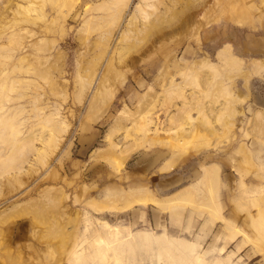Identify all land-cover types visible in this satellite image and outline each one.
Instances as JSON below:
<instances>
[{"label": "rangeland", "instance_id": "rangeland-1", "mask_svg": "<svg viewBox=\"0 0 264 264\" xmlns=\"http://www.w3.org/2000/svg\"><path fill=\"white\" fill-rule=\"evenodd\" d=\"M261 199L264 0H0V264H264Z\"/></svg>", "mask_w": 264, "mask_h": 264}, {"label": "bare ground", "instance_id": "bare-ground-1", "mask_svg": "<svg viewBox=\"0 0 264 264\" xmlns=\"http://www.w3.org/2000/svg\"><path fill=\"white\" fill-rule=\"evenodd\" d=\"M192 23H193V22H192ZM146 26H147V25H146ZM225 47H227V46H225ZM227 50H229V49L227 48ZM219 52H221V51H219ZM217 54H219V53H217ZM218 58H219V57H218ZM233 59H234V58H233ZM223 60H224V59H223ZM230 60H231V59H230ZM203 61H204V63H205V60H203ZM226 62H227V59H226ZM230 62H231V61H230ZM232 62H233V60H232ZM232 62H231V63H232ZM200 63H201V62H200ZM226 64H227V63H226ZM202 65H203V64H202ZM234 65H235V64H234ZM236 67H237V66H236ZM257 70H258V69H257ZM257 70H256V71H257ZM253 72H254V71H253ZM97 84H98V83H97ZM95 89L98 90V85L96 86ZM96 90H95V91H96ZM14 131H15V130H14ZM15 133H16V132H14V134H15ZM14 134H12L13 137L16 136V135H14ZM32 137H33V136H32ZM32 137L30 136V137H28V138H32ZM107 137H108V136H107ZM14 138H15V137H14ZM24 140H26V139H24ZM13 141H15V140H13ZM185 149H186V148H185ZM185 149H184V150H185ZM182 154H185V153H182ZM177 156H178V155H177ZM179 156H181V153H180ZM179 158H180V157H179ZM122 159H123V158H122ZM173 160H174V159H173ZM174 161H175V160H174ZM171 162H172V161H171ZM171 162H170V163H171ZM170 163H169V166L171 165ZM167 165H168V164H167ZM167 165H166V166H167ZM172 165H173V164H172ZM163 168L165 169V167H163ZM163 168H162V169H163ZM166 168H167V167H166ZM169 169H170V168H169ZM210 169H211V168H210ZM210 169H209V170H208V169L205 170L206 172L204 171L206 175L208 174V183H209L210 186L212 187V188H209L210 186L207 184V185L209 186V187H208V191H206V192H207V200L209 199V197H208V195H209V193H210L209 191H210L211 189H213V186L215 187V184L217 185V183H215L214 185H213V183H211L212 180H213V176H214V175H213V173H211L212 170H210ZM159 171H160V170H159ZM165 171L167 172V170H165ZM215 171H216V170H215ZM217 171H218V169H217ZM215 175H216V174H215ZM214 179H215V181L213 180V182H217V181H216L217 178H216L215 176H214ZM210 181H211V182H210ZM211 184H212L213 186H212ZM128 189L131 191V193L128 194V195L126 196V199H125V197H124V203H122L124 207L122 206L123 208H122V209L120 208L121 210H124V208H126V209H127V208H130V206H132L133 204L135 205V203H137V204H145V203L147 202V203H149V204H153V203H154V205L156 204V206H157V204H160V207H161V205H162L163 208H170L171 211H173L175 208H178L177 205L180 204L179 202H180L181 199L184 198L185 200H187V198H190V197H187V198H186V196H187L186 192H187V191H185V189H183V190L179 191L178 193H176L175 195H173L172 197L165 198V200H164L163 202H162V201L159 202L158 200L154 199L153 195L150 194V191H151L150 189H149L150 191L147 190V189H139V190H138V188L136 189V188H134V187H129ZM209 189H210V190H209ZM189 190H191V189H189ZM140 191H143V194L145 193L146 195H145V194H144V195H143V194H140V195H138V196L132 198V196L136 195L135 193L140 192ZM212 191H213V190H212ZM151 192H152V191H151ZM208 192H209V193H208ZM188 193H189V191H188ZM212 193H213V192H212ZM212 193H210V194H212ZM184 195H185V196H184ZM188 196H190V195L188 194ZM209 196L212 197V195H209ZM211 197H210V198H211ZM127 198H132V199H131L132 201L130 200V201H127V202H126L125 200H128ZM191 198H192V197H191ZM184 199H183L184 204H183L182 201H181V203H182L183 205H185V203H187V201H185ZM191 200H192V199H191ZM261 200H262V199H261ZM188 201L190 202V199H189ZM262 201H264V200H262ZM125 203H126V206H125ZM190 203H191V202H190ZM192 203H193V202H192ZM94 204H95V203H94ZM103 204H105V203H103ZM103 204H101L100 206H102ZM122 204H121V205H122ZM211 204H214V203H211ZM90 205H93V202H91ZM114 205H115V204H114ZM114 205L112 204L111 207H113ZM189 205H190V204H189ZM207 205H208V204H205L206 207H207ZM96 206H98V204H96ZM100 206H99V207H100ZM104 206H105V205L102 206V209H103V208L106 209V208H107L106 206H108V205L106 204V206H105V207H104ZM187 206H188V203H187ZM196 206H197V205H196ZM201 206H202V207H200L201 210L204 209L203 207H205V206H204V205H201ZM210 206H211V205L209 204L208 207H210ZM214 206L216 207V205H212L213 208H214ZM256 206H257V205H256ZM94 207H95V206H94ZM94 207H93V208H94ZM111 207H108L107 209H109V208L112 209ZM114 207H116V206H114ZM158 207H159V206H158ZM191 207H193V208H191V209H192V210L194 209V211H195V210H198V209H197L198 207L193 206V204H192ZM194 207H195L196 209H195ZM206 207H205V210H206ZM96 208H98V207H96ZM163 208H162V209H163ZM210 208H211V207H210ZM210 208H209V209L207 208V209L209 210V211L207 210L208 212L206 211L207 215H209L210 213H213V212H214V210H211ZM213 208H212V209H213ZM256 208H257V207H256ZM110 209H109V210H110ZM114 209H115V208H114ZM114 209H113V210H114ZM214 209L216 210V208H214ZM217 209H218V208H217ZM95 210H96V209H95ZM115 210H117V209H115ZM205 210H204V211H205ZM118 211H119V208H118ZM204 211H203V212H204ZM260 211H261V210H259V212H260ZM209 212H210V213H209ZM216 212L219 213V211H217V210H216ZM260 214H262V213H260ZM211 215H212V214H211ZM211 215H210V216H211ZM214 215H215V214H214ZM15 216H16V215H15ZM15 216H14V217H15ZM215 216H216V215H215ZM221 222H222V221H221ZM231 222H232V223H231V226H230V225H229V226H230L231 228H233V227H234V223H235L234 219H231ZM96 223H97V222H96ZM225 224H226V223H225ZM227 226H228V225H226V227H227ZM229 226H228V227H229ZM101 227H102V228H101L102 231H101L100 235L97 236V239H95V240L98 241V242H96L95 240L92 239L93 241H92L91 243H89L90 245H92L93 242H94V243L103 242L102 246H104L105 243H109V241H110L111 238H115L116 240H121V238L123 237L122 234H121V233H122V230H121L120 228H118V227H114V226L112 227L111 225H108L107 223H104V222L101 223ZM107 230H110V231H109V235H110V236L107 235ZM115 231H117V232H115ZM242 234H243V233H242ZM131 236H132V238H138V239H142V238H143V239H151V238H152V236H151L148 232H143V231H142V232H141V231H140V232H135V233L131 234ZM241 236H242V235H241ZM160 237H161V236H160ZM244 237H245V236H244ZM100 239H102L103 241L100 240ZM171 240L179 241V242H178L179 246L175 247V250L177 251V252H176L177 255H178L179 253H181L182 255H184V254H183V251H182L183 249H189L190 252L192 251V248H193L194 243L191 244V243H189L188 241H185V242H184V241H182V240H177V239H175V238H171ZM165 242H167L168 245H170V244L172 243L171 241H165ZM231 244H232V243H231ZM167 249L170 250L171 248L165 246V247L162 248V251L165 252V253H168V252H167V251H168ZM97 251H98V250H97ZM218 252H219V251H218ZM236 252H237L238 254H240V252H242V250H240L239 247H238V248L236 249ZM98 253H99V252H98ZM172 253H174V252H173L172 249H171V254L168 256L167 259L165 258L163 261H162V259L159 260V257H160V254H161V253H156L154 256H156V257L158 256V260H157V259L155 260V264H167L168 261H171L173 258H176L175 256H173ZM96 254H97V253H96ZM96 254H95V255H96ZM100 254H101V253H100ZM229 255H233V252H231V254H228V255H227L228 258L226 257V259H230V258H229V257H230ZM221 256H223V255H221ZM150 257H152V255H150ZM184 257H187V255L184 256ZM241 257H242V256H241V254H240V255L238 256V258L241 259ZM177 258H179V257H177ZM177 258H176V259H177ZM180 258H181V257H180ZM180 258H179V259H180ZM220 258H222V257H220ZM149 259H150V258H149ZM181 260H183V258H181ZM181 260H180V261H181ZM175 261H177V260H175ZM178 261H179V260H178ZM201 261H202V258L200 257V255L197 254V253H195V254L192 255V259H191L190 261H188L187 263H188V264H193V263H195V262H197V263L199 262V264H202L203 261H202V263H200ZM197 263H195V264H197ZM74 264H76V263H74ZM139 264H140V263H139Z\"/></svg>", "mask_w": 264, "mask_h": 264}]
</instances>
